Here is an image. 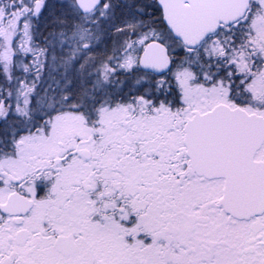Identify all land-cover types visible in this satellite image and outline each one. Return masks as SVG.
I'll return each mask as SVG.
<instances>
[{
	"label": "snow or ice",
	"instance_id": "obj_1",
	"mask_svg": "<svg viewBox=\"0 0 264 264\" xmlns=\"http://www.w3.org/2000/svg\"><path fill=\"white\" fill-rule=\"evenodd\" d=\"M0 264H264V0H0Z\"/></svg>",
	"mask_w": 264,
	"mask_h": 264
}]
</instances>
